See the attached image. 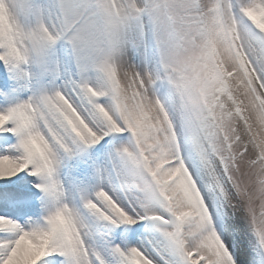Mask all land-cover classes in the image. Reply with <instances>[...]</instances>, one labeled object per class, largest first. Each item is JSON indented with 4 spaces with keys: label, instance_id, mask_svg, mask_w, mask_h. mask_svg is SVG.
<instances>
[{
    "label": "snow or ice",
    "instance_id": "obj_1",
    "mask_svg": "<svg viewBox=\"0 0 264 264\" xmlns=\"http://www.w3.org/2000/svg\"><path fill=\"white\" fill-rule=\"evenodd\" d=\"M0 264H264V0H0Z\"/></svg>",
    "mask_w": 264,
    "mask_h": 264
}]
</instances>
